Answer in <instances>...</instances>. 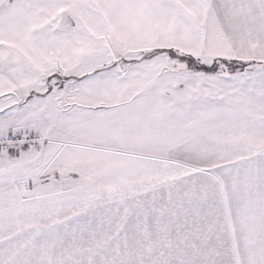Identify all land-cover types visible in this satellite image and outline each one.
<instances>
[{"label":"snow or ice","instance_id":"1","mask_svg":"<svg viewBox=\"0 0 264 264\" xmlns=\"http://www.w3.org/2000/svg\"><path fill=\"white\" fill-rule=\"evenodd\" d=\"M0 264H264V0H0Z\"/></svg>","mask_w":264,"mask_h":264}]
</instances>
